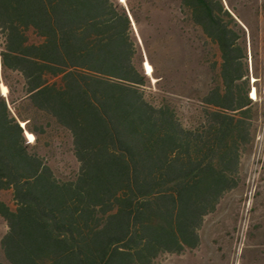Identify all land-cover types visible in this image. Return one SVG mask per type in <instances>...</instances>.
<instances>
[{"label":"trees","instance_id":"trees-1","mask_svg":"<svg viewBox=\"0 0 264 264\" xmlns=\"http://www.w3.org/2000/svg\"><path fill=\"white\" fill-rule=\"evenodd\" d=\"M258 25L245 0H0V191L14 202L0 201V264H153L195 249L251 142ZM175 34L194 55L216 51L206 83L188 65L158 75L154 52L167 57ZM169 88L200 109L182 118ZM57 135L78 163L70 178L48 161Z\"/></svg>","mask_w":264,"mask_h":264},{"label":"rangeland","instance_id":"rangeland-1","mask_svg":"<svg viewBox=\"0 0 264 264\" xmlns=\"http://www.w3.org/2000/svg\"><path fill=\"white\" fill-rule=\"evenodd\" d=\"M245 1L249 8L258 9L257 33L261 40L256 65L259 78L250 74L249 82L250 90L256 89V98L252 99L254 105L247 120L251 142L242 148L233 188L223 194L215 210L204 217L198 232L199 245L180 254H163L153 264H264V0ZM243 16L255 29L251 13L245 9ZM177 35L168 44L167 57L159 51L154 52L153 61L158 75L165 72L166 65H172L175 69L188 65V77H195L200 83H206L217 56L216 51L212 46L205 47L199 42L200 45L195 48L200 54L194 55ZM195 38L198 43V36ZM165 60L168 64H164ZM249 69L251 73L250 62ZM183 76L179 75L181 78ZM154 82L152 79L151 88L146 89V95L148 99L158 102L164 96L154 89ZM169 89L173 94L168 93L166 97L182 118H187L193 110L200 109L197 94L188 90ZM249 97L251 98V93ZM53 140L47 154L48 161L57 177L70 178L78 168L70 142L65 135H57ZM40 152L44 154L45 151L41 149ZM0 201L14 207L10 191H0ZM6 232V222L0 217V241ZM2 259L0 249V261Z\"/></svg>","mask_w":264,"mask_h":264},{"label":"bare ground","instance_id":"bare-ground-1","mask_svg":"<svg viewBox=\"0 0 264 264\" xmlns=\"http://www.w3.org/2000/svg\"><path fill=\"white\" fill-rule=\"evenodd\" d=\"M119 2H121L122 4H125L126 0H119ZM143 68L145 70L146 75L152 78L153 68L147 61H145ZM1 92L3 95H6L7 89L4 86H1ZM255 98H256V91L255 89H253L251 91V99H255ZM21 125L23 126L24 123H21ZM26 137L29 142L34 141V136L32 134L26 133ZM29 137H31V139Z\"/></svg>","mask_w":264,"mask_h":264},{"label":"snow or ice","instance_id":"snow-or-ice-1","mask_svg":"<svg viewBox=\"0 0 264 264\" xmlns=\"http://www.w3.org/2000/svg\"><path fill=\"white\" fill-rule=\"evenodd\" d=\"M31 139V137H29Z\"/></svg>","mask_w":264,"mask_h":264},{"label":"water","instance_id":"water-1","mask_svg":"<svg viewBox=\"0 0 264 264\" xmlns=\"http://www.w3.org/2000/svg\"><path fill=\"white\" fill-rule=\"evenodd\" d=\"M22 127H24V125Z\"/></svg>","mask_w":264,"mask_h":264}]
</instances>
